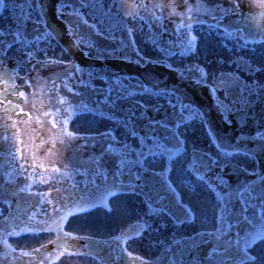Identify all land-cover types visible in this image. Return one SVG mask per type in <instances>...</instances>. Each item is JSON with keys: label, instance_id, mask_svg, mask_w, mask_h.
<instances>
[{"label": "rangeland", "instance_id": "rangeland-1", "mask_svg": "<svg viewBox=\"0 0 264 264\" xmlns=\"http://www.w3.org/2000/svg\"><path fill=\"white\" fill-rule=\"evenodd\" d=\"M15 2L6 3L5 0V7L0 9V31L19 43L23 52L32 54L31 58L28 55L22 57L25 60V69L28 71L29 68V71L22 75L21 84L24 86L21 88L26 99L30 98L26 94H37L36 98L41 99L38 119L44 130L39 129L40 125H36V121H32L36 118L30 117L22 122L9 121L8 115L5 114L6 110L0 111V179L3 182H12L24 197L33 196L43 199L37 211H43L46 205H49L50 211L57 207V185L66 182V179L71 181L75 177L74 182L82 185L83 181L94 184L96 179L103 178V175H96L95 172L83 177L82 166L73 171H70L68 166H64V173L52 171L53 168L60 169L61 157L67 155L65 152L70 147L69 141L78 142L77 146L86 145L85 141L91 140L88 136L96 132L95 128L89 125L91 120L89 124L87 123V114L91 112H87L85 108L94 106L99 109L96 124L99 125L100 135L111 133L112 136L111 139L100 137L96 146L100 151V158L105 156L115 161L126 159L135 162L141 158L139 153L145 154V151L153 146V144L148 145L147 142L143 143V138L133 130H129L126 138L123 132L127 126H130V120L115 109L118 100L140 97L141 92L136 88L139 85L126 93L117 85H113L119 81V78L120 81H124L128 78L157 77L156 65H149V61L156 62L160 60V56H164L165 60H173L197 77H201L198 68L206 72L209 70L208 76L222 86L231 100L241 98L243 102L253 101L257 98V90H261V86H264V25L260 26L256 34L252 31L247 33L240 25L245 12L264 9L260 7L262 0H49L53 12L55 6L58 8V14L66 23L70 38L80 41L82 52L80 55L84 58L81 62L78 61L79 59L73 62L68 51L64 49L62 41L66 40L62 39L66 35L65 31L62 34L48 31L40 15L39 0H15ZM121 3L146 7H139L138 17L133 19L125 15L127 9H121ZM237 3L239 7L234 8L233 5ZM157 5H163V8L156 7ZM198 5H203L211 11L198 10ZM171 6H175L176 14H171ZM188 6L193 9L191 20L187 15H180L186 13ZM74 9L79 10V15L73 14ZM261 12L260 10L259 15L262 16ZM153 13L163 18L157 20ZM262 21L264 24V16ZM189 24L190 29L186 27ZM128 29L132 30L131 33ZM189 33L196 37L195 47L191 51H186L184 45ZM8 42L2 39L0 48L6 46ZM7 50L5 53L0 52L1 65L5 60L11 61L12 56L8 55ZM36 60H52L59 63L45 65L38 64ZM22 68V71H25L24 67ZM61 97L76 108L75 114L69 120L68 130L76 132L77 137L68 138V145L60 143L58 138L63 127L60 122L68 118V113L65 111L68 104L59 103ZM111 99H115V102L109 106ZM28 103L26 101L23 106L21 105L23 110L28 108ZM80 105L86 107H79ZM45 113L50 114L45 115ZM53 120L58 127L53 128ZM242 137L240 146L243 154L241 155L245 166L250 170L247 172L251 173L249 159L252 158V150L256 152L258 149L264 156V129L257 131L251 127L243 130ZM76 150L68 151L74 152L70 154L74 158L85 156ZM154 151L155 147H153ZM154 153L151 154L154 157H167L158 152ZM262 171L264 172V169ZM41 177L44 182L41 181ZM31 186L44 190L50 195L40 197L32 191ZM257 186L260 195L257 212L252 214L249 207L243 208L241 206L243 199L239 202L240 205L235 204L239 207L238 212L234 211L236 214L244 212L243 216L247 217V223L253 224L251 229L239 232L234 226L223 236L225 240L235 239L237 236L242 238L250 230L264 228V182L260 181ZM21 189L27 190L21 191ZM124 194L129 195L112 197L109 201V204L119 207L117 208L119 213L107 210L108 214L106 210L98 209L100 211L96 212L95 218L91 217L92 213L88 216L80 213L74 220L78 221L77 223L81 222L82 229L88 231L91 225L85 226L90 220L113 222L111 225L115 222L119 226V222L122 221L123 224L124 220L130 218L127 224L130 226L127 229L129 231L127 237H130L126 239L130 243L128 246L131 247L132 253L149 257L167 245V242L157 239L160 236L159 231L163 229L165 233L170 230L166 225L162 229L157 228L151 223L152 217L163 215L164 223L170 224V214H166V208L161 210L158 205L145 202L140 194L134 192ZM101 195L96 193L94 197L84 196L83 199L96 201ZM201 199L204 203L209 201L208 197L203 195ZM210 206V203L208 206H200L191 217L186 213H182L179 219L172 216L176 223L172 226L176 236L186 235L190 231L201 232L194 220L205 221L206 217L211 216L208 211ZM92 211L94 215L95 211ZM235 216L229 218L235 219ZM122 224L119 227H124ZM227 225L223 226L227 228ZM210 229L214 233L217 229L216 225ZM233 231L235 235L230 238ZM213 248L209 249V252ZM219 253L217 249L211 259L221 260ZM255 254L256 252H253V255ZM53 260L54 262L46 264H104L102 261L81 254L70 256L65 253L60 261L55 257Z\"/></svg>", "mask_w": 264, "mask_h": 264}, {"label": "flooded vegetation", "instance_id": "flooded-vegetation-1", "mask_svg": "<svg viewBox=\"0 0 264 264\" xmlns=\"http://www.w3.org/2000/svg\"><path fill=\"white\" fill-rule=\"evenodd\" d=\"M14 2L15 0H6V3L14 4ZM38 4L40 15L43 17L48 31L58 32L59 34L66 32L64 39H62L66 41H62V43L71 60L73 62H77V59H79V62L84 61L83 56L80 55V53L82 54L81 47L70 38L66 23L63 21L62 16L58 14V8L55 6L53 17L49 12V10L51 11L49 0H39ZM256 11L248 10L245 12V17L240 22L241 28L246 30L247 33L252 31L256 34L260 26L264 25L262 21L264 11L261 12L262 16L259 15V11ZM2 39L7 42L9 39L10 43L8 42L7 45L9 44L11 47L9 45L1 47L0 52L5 53L9 48L7 53L12 57L10 62L5 60L2 65L0 64L2 68L0 69V75L2 70L6 68L9 71H15L16 77L14 89L11 87V82L9 85H5L3 80H0V92H3L5 87L8 89L6 100L0 101V111L6 110L7 100H11L13 104H18L21 109V105L23 106L28 101V108L23 111L19 109H16V112L15 110H6L5 114L8 115L9 121L22 122L30 119V117L36 118L32 121H36V125H40L39 129L44 130L40 119H38L41 99L36 98L37 94H26L28 98L30 97L29 99L11 94L13 91L20 92V89L23 91L21 87L24 84H21V80L23 79L22 75L27 70L25 69V60L22 57L28 54L23 52L24 50L19 47V43L14 41L13 38L0 35V42ZM159 58L160 60L156 62H148L149 65H156L157 77L128 78L124 81H120L119 78L118 82L113 83L124 93L134 89L137 85L139 87L136 88L141 92L140 97L136 99L118 100L115 109L130 120V126H127L123 132L126 138L129 135V130H133L143 138V143L147 142L148 145H152V137L154 136L158 143L164 145L165 148L170 147L172 149L176 147L172 131H166L163 127L154 124L155 121L167 122L168 128L175 130L185 141L181 154L176 156L171 164L168 163L167 157H154L148 150L143 154V158L139 159L141 160L140 163H137V160L122 165L121 161H115L110 157L100 158V151L96 147L99 144L100 137L111 139L112 136L109 134L100 135L99 125L96 124L99 109L89 106L85 109L88 110L87 112H91L92 115L87 114V123L89 124L91 120L89 125L94 127L96 132H92L88 136L91 140H86V145L77 146L78 142L69 141L70 147H67L68 150L77 149L76 151L85 154V156L74 158L70 155L74 152L67 150L65 152L67 155L61 157L60 171L61 173L65 172L64 166H68L70 171L82 166L83 177L95 172L96 175H103V178L96 179L94 184L83 181L82 185L74 182L75 177L71 181L66 179V182L57 185L56 208L66 210L72 207L73 201L78 202L81 197H94L96 193L103 194L105 189H118V196H126L131 193H124L134 192L143 196L145 202L147 201L155 206L158 205L161 210L166 208V214H170L171 218L172 216L177 219L181 218L182 213H186L185 208H190L194 214L197 208L202 205L208 206L209 203L211 206L208 211L211 216L206 217L205 221L194 220L201 232L190 231L181 236H176V231L172 227L176 224L173 218L169 217L170 224H168L167 222L164 223L163 215L152 217L153 221L151 223L155 224L157 228L162 229L166 225L167 229L170 230L165 233L163 229L162 231L158 230L160 236L157 239L167 242V245L158 249L149 257L132 253L131 247L128 246L130 243L125 238H128L127 234H129L127 229L130 226H127V224L130 222V216H127L129 220H124L125 223L119 222L124 227H119L120 225L118 226L115 222L111 225L113 222L90 220L85 226L91 225L88 231L82 229L83 224L81 222L77 223L78 221L74 220L77 216H69L67 223L64 225V232L72 233L73 236L79 237V239L65 238L63 234H61V239L67 240L68 251L95 258L104 264H145V262L147 264H221L222 258L217 261L208 258L209 249L213 247H216L220 253L223 252V248L217 245L215 236L208 235V233H213L210 229L212 226L216 225V228L221 226L219 216L222 201L218 198L217 193L221 196L224 193L230 194L226 200L228 212L224 224H231L233 228L235 226L236 231L242 232L251 229L253 224L247 223L248 220L247 217L244 218L243 211L239 214L234 212H238L239 208L235 204H239L243 199L241 206L243 208L249 207L252 214H255L259 207L260 195L258 194L257 185L260 181L264 182V172L262 171L264 169V156L258 149L256 152L252 150V158L249 159L252 170L249 173L247 170H250L245 166L241 155L243 149L240 145L243 141V130H248L251 127L257 131L264 129V86H261V90H257V98L253 101L243 102L241 98L231 100L223 91L222 86L217 82L215 83L211 77L208 76L201 80V77L194 76V73L181 68L173 60L167 61L164 56ZM33 61L35 62V60ZM22 67L25 71H22ZM198 80H200L199 83H197ZM212 87L217 88V91L213 92ZM114 102L115 99H111L109 106ZM222 104L227 105V110L220 106ZM172 105H175V107H172ZM181 105H188L192 111L182 110ZM89 116H91V119H89ZM26 117L28 118L26 119ZM178 122L179 128H176L175 125ZM58 138L59 142L61 138L63 139V145H68L67 137L59 135ZM217 143L231 155H224L218 149ZM253 144L254 141L252 147ZM154 152L160 153V150L155 148ZM194 152L198 155L210 154L218 163L212 165L211 168H203L199 166L197 160L199 172L194 171L189 168V164L193 161ZM165 169H168V171H165ZM159 173H164V175H158ZM137 176L140 179L137 180ZM165 179L171 182L172 188L175 189L174 192L165 184ZM32 187V191L36 194L46 193L44 190ZM241 192H243V196L240 195ZM202 195L208 197L209 201L202 202ZM111 198L107 201L108 207L112 209V212L119 213L120 211L117 210L119 207L109 204ZM42 200L33 196L24 197L17 191L12 182H3L0 179V213L3 214L0 216V237L6 238L7 243L11 245L9 249L5 248L3 243H0V264H46L47 262H54L53 257L59 261L61 257H64L62 255L57 258V252L62 251L63 246L50 243V241L56 239L55 232H40L39 234L21 232L25 227H44L38 222L46 219L50 221L60 214L59 212L50 211L48 209L49 205H46L43 211H37ZM98 209L106 210L109 214L108 208L97 204L96 207L90 208L88 212L81 213V215L88 216L92 213L91 217H94L96 212L100 211ZM92 210L95 211L94 215ZM44 213L49 215L45 216ZM233 215H236L235 219H230L229 217H233ZM30 217L32 219H29ZM5 218L8 220V225H5ZM11 226H14L15 231L21 232V234L5 237V227H8V230L11 231ZM233 235H235V231L230 234V238ZM41 245H46V248H42ZM37 248H40L39 252L34 251ZM25 252L30 254L24 255Z\"/></svg>", "mask_w": 264, "mask_h": 264}, {"label": "snow or ice", "instance_id": "snow-or-ice-1", "mask_svg": "<svg viewBox=\"0 0 264 264\" xmlns=\"http://www.w3.org/2000/svg\"><path fill=\"white\" fill-rule=\"evenodd\" d=\"M5 7V0H0V9H3ZM121 9H127L125 11V15L136 19L138 17V9L139 7H146L144 5H127L126 3H121L120 5ZM156 7L163 8V5H157ZM234 8H238L239 4H234ZM261 8H264V0H262L260 4ZM198 10H204V11H211V9L205 8L203 5H198L197 6ZM193 9L191 6L187 7L186 13H180V15H187V18L191 20V13ZM73 14L79 15V10L74 9ZM171 14H176V8L175 6H171ZM153 16L155 19L160 20L163 17L162 16H156L155 13H153ZM140 19H143V17H139ZM86 22V21H85ZM190 29L191 25H186ZM129 33H131V29H128ZM6 33L3 31H0V35H5ZM195 40L196 37L192 36L189 33L188 39L186 44L184 45V48L186 51H191L195 47ZM75 43L79 44L80 41H74ZM11 47V45H9ZM29 58H31L32 54L28 53ZM38 64H49V63H59L58 61H52V60H45V61H37ZM200 72L201 75V80H204L205 78L208 77L209 73L206 72L202 68L197 69ZM183 75V73H181ZM223 75V74H222ZM16 77V72L15 71H9L5 69L4 73L0 75V80H3L5 85H9L11 82V87L14 89L15 88V80ZM27 82V81H26ZM200 80L197 81L199 83ZM221 83H224L221 81ZM211 90L213 92L217 91V88L212 87ZM13 96L18 95L19 97H25V93L23 91L20 92H15L13 91L11 93ZM8 95V89L5 87L3 92H0V101L6 100ZM59 103L61 104H68V102L64 98L59 99ZM171 103V102H170ZM221 107H224L225 110H227V105H220ZM79 107H86V105H80ZM172 107H175V105H172ZM182 110H188L191 112L192 110L189 108L188 105H181ZM19 109L20 111H23V109L20 108L18 104H13L11 100H7L6 103V110H16ZM59 111V110H57ZM65 111L68 113V118L62 120L60 123L63 125V127L60 129V136L61 137H67V138H76L77 133H74L72 131L68 130V123L71 117L75 114L76 108L72 106L71 104H68V107L65 109ZM50 113H45V115H49ZM154 124L163 127L166 131H172V137L176 141V147L172 149L165 148L164 145L158 143L155 140V137L153 136V146H150L148 148V151L150 154H155L153 152V147L157 148L160 150L161 155H166L168 163L171 164L176 156H179L181 152L183 151V146L185 141L175 132V130H170L168 128V124L165 121H155ZM14 126V125H13ZM52 126L53 128L58 127L57 123L55 120L52 121ZM176 128H179V122L175 125ZM111 135V133H109ZM87 139V137H85ZM60 142L63 143V139H60ZM55 143V140L53 141ZM218 149L224 154V155H231V153L225 151L219 143H217ZM109 148L111 149V145H109ZM121 156H123V153H121ZM139 156L143 158V153H139ZM197 160L199 161V166L203 168H211L212 165L217 164L218 161L215 160L210 156V154H196L194 152L193 154V161L191 164H189V168L193 169L194 171L199 172V167H197ZM141 160H138L137 163H140ZM127 163H130V161H127L126 159L121 160L122 165H126ZM52 171L54 172H59V168H53ZM165 171H168V169H165ZM158 175L163 176L164 173H159ZM201 179L203 177H200ZM136 179H140L139 176L136 177ZM41 181L44 182L43 177H41ZM165 184L168 186L169 189H171L173 192L175 191L174 188H172L171 182L167 181L165 179ZM116 188V186H114ZM27 189H21V191H25ZM248 190V189H246ZM37 195H40L41 197H46L50 195V193H37ZM218 198L222 201V207L220 209V216L219 220L221 221V227L217 228L214 233H208V235H213L215 236L217 245L219 247L223 248V252L219 253V255L222 256V261L221 264H264V247H261V245H264V228L262 229H253L248 231L245 236L242 238L237 236L235 239H222V237L226 234L227 230L232 227L231 224L227 225V228H225L224 222L226 218V213L228 212L227 208V203L226 200L229 197V193H224L223 196H221L219 193H217ZM241 196H243V192L240 193ZM110 197H117L118 198V189H105L104 193L97 198L95 202L90 201V200H85L82 197L79 199V201H73L72 207L67 208L66 210L64 209H57L54 208L53 212H59L60 214L58 216H55V218L49 220H43L39 221L38 223L44 225V227H39V228H28L25 227L24 229L21 230V232H31L34 234H39L40 232H55L56 233V239L54 241H50V243H54L58 246H63V250L57 252V258L59 256L64 255L67 253L68 255H80V253H74V252H69L68 247H67V240L66 239H61V234H63V237L68 238L71 237L72 239H79V237L73 236L72 233L64 232V225L67 223L68 217L69 216H78L80 213H85L88 212L90 208L96 207L97 204L103 205L105 208H108V211H112L111 208L108 207L107 201ZM71 197L69 196V199ZM51 203V201H48ZM186 214L191 217L192 216V210L190 208H185ZM3 214L0 213V216ZM45 216H48V213H44ZM29 219H32L30 217ZM5 225H8V220L5 218ZM12 230L9 231L8 227H5L4 229V236H19L21 232L15 231V227L11 226ZM130 238V237H128ZM119 239V238H118ZM127 239V238H125ZM0 243H3L5 248H11V245L7 243V239L0 237ZM42 248H46V245H41ZM259 249V251H257ZM34 251L39 252L40 248L35 249ZM217 252V248L214 247L211 252L208 254V258H211L213 256V253ZM253 252H256L255 255H253ZM30 253L25 252L24 255H29ZM147 264V262H145Z\"/></svg>", "mask_w": 264, "mask_h": 264}, {"label": "trees", "instance_id": "trees-1", "mask_svg": "<svg viewBox=\"0 0 264 264\" xmlns=\"http://www.w3.org/2000/svg\"><path fill=\"white\" fill-rule=\"evenodd\" d=\"M54 8H55V7H54ZM50 12H51V14H52V15H53V17H54V15H55V14L53 13V10H52V9H51V11H50Z\"/></svg>", "mask_w": 264, "mask_h": 264}, {"label": "water", "instance_id": "water-1", "mask_svg": "<svg viewBox=\"0 0 264 264\" xmlns=\"http://www.w3.org/2000/svg\"><path fill=\"white\" fill-rule=\"evenodd\" d=\"M6 69V68H5ZM5 69L2 70L1 75L4 73ZM151 264V263H150Z\"/></svg>", "mask_w": 264, "mask_h": 264}]
</instances>
